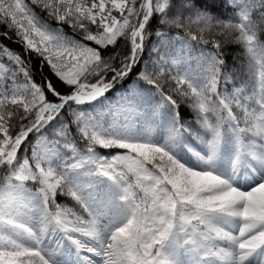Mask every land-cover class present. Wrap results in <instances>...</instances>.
Instances as JSON below:
<instances>
[{
	"label": "snow or ice",
	"instance_id": "snow-or-ice-1",
	"mask_svg": "<svg viewBox=\"0 0 264 264\" xmlns=\"http://www.w3.org/2000/svg\"><path fill=\"white\" fill-rule=\"evenodd\" d=\"M0 264H264V0H0Z\"/></svg>",
	"mask_w": 264,
	"mask_h": 264
},
{
	"label": "trees",
	"instance_id": "trees-1",
	"mask_svg": "<svg viewBox=\"0 0 264 264\" xmlns=\"http://www.w3.org/2000/svg\"><path fill=\"white\" fill-rule=\"evenodd\" d=\"M13 47H16L15 45H13ZM105 151H107V150H105Z\"/></svg>",
	"mask_w": 264,
	"mask_h": 264
}]
</instances>
